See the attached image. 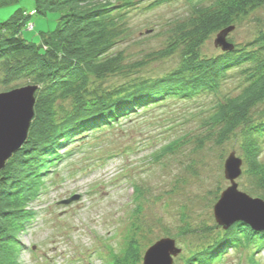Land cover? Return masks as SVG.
Masks as SVG:
<instances>
[{
  "label": "rangeland",
  "instance_id": "obj_1",
  "mask_svg": "<svg viewBox=\"0 0 264 264\" xmlns=\"http://www.w3.org/2000/svg\"><path fill=\"white\" fill-rule=\"evenodd\" d=\"M261 1L236 19L228 34L233 44H246L264 31ZM150 2L129 11L126 32L113 49L126 65H142L106 79L101 87L160 78L178 65V53L166 59L152 55L166 47L171 25L190 15L192 7L177 0L147 9ZM34 8V0L0 8V23L18 9L32 16ZM57 17L55 13L30 17L27 25L33 24L34 30L25 27L24 37L39 44V33L52 31ZM216 36L203 43L199 54L222 53L214 45ZM238 85L234 78L218 97L165 100L117 124L75 136L61 149L63 159L45 177L39 196L27 205L33 215L19 236L21 264H115L132 241L142 264L148 248L164 238L175 240L181 249L173 264H185L187 257L219 239L224 232L214 220L213 207L230 186L224 164L231 153L242 160L237 190L264 200V193L254 192L243 174L238 132L218 145L219 127L209 124L216 103L227 93L238 94ZM259 159L264 164V144ZM75 195L80 197L77 201L61 204ZM212 264H264V249L230 248Z\"/></svg>",
  "mask_w": 264,
  "mask_h": 264
},
{
  "label": "trees",
  "instance_id": "obj_2",
  "mask_svg": "<svg viewBox=\"0 0 264 264\" xmlns=\"http://www.w3.org/2000/svg\"><path fill=\"white\" fill-rule=\"evenodd\" d=\"M19 1L0 0V8ZM143 1L34 0L32 16H58L52 31L39 33V44L24 37L25 27L34 30V26L28 29L32 16L25 11L18 9L0 23V93L38 87L26 142L0 171V264H21L19 236L33 215L27 205L39 196L45 177L63 159L61 149L75 136L117 124L165 100L218 97L234 78L238 94L227 93L216 103L209 124L219 127L218 145L238 132L243 174L254 192L264 193V164L259 159L264 144V31L243 45L228 39L234 46L230 52L214 57L199 54L212 34L234 27L239 16L262 1L186 0L192 12L171 25L166 47L152 55L166 59L178 53V65L160 78L131 79L103 88L106 79L142 65H126L123 55L113 49L126 32L127 14ZM173 1L177 0H153L147 9ZM223 232L206 249L187 257L185 264H212L241 245L254 252L264 249V232H254L243 223ZM138 262L135 241L114 261Z\"/></svg>",
  "mask_w": 264,
  "mask_h": 264
},
{
  "label": "water",
  "instance_id": "obj_3",
  "mask_svg": "<svg viewBox=\"0 0 264 264\" xmlns=\"http://www.w3.org/2000/svg\"><path fill=\"white\" fill-rule=\"evenodd\" d=\"M233 29H224L215 38L214 45L222 52H230L234 48L227 38ZM37 89V86L29 85L0 93V171L26 142L34 116ZM241 174L242 160L231 153L224 164V177L230 186L221 193L213 207L214 220L223 231L236 223H243L254 232H264V201L237 190L236 179ZM228 194H231V198L227 200ZM78 199L79 196L75 195L61 204L67 205ZM180 253L181 249L176 246L175 240L164 238L148 248L142 264H173V259Z\"/></svg>",
  "mask_w": 264,
  "mask_h": 264
},
{
  "label": "built area",
  "instance_id": "obj_4",
  "mask_svg": "<svg viewBox=\"0 0 264 264\" xmlns=\"http://www.w3.org/2000/svg\"><path fill=\"white\" fill-rule=\"evenodd\" d=\"M32 28H33V25L32 24L28 25V29L29 30H31Z\"/></svg>",
  "mask_w": 264,
  "mask_h": 264
},
{
  "label": "snow or ice",
  "instance_id": "obj_5",
  "mask_svg": "<svg viewBox=\"0 0 264 264\" xmlns=\"http://www.w3.org/2000/svg\"><path fill=\"white\" fill-rule=\"evenodd\" d=\"M230 198H231V194H228V198H227V200L230 199Z\"/></svg>",
  "mask_w": 264,
  "mask_h": 264
}]
</instances>
